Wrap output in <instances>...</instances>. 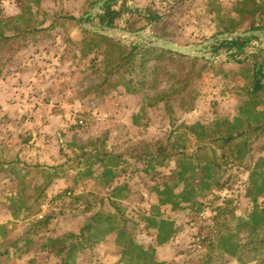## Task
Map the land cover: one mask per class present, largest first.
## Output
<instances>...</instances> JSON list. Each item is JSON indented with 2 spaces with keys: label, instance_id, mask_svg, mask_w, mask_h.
<instances>
[{
  "label": "rangeland",
  "instance_id": "rangeland-1",
  "mask_svg": "<svg viewBox=\"0 0 264 264\" xmlns=\"http://www.w3.org/2000/svg\"><path fill=\"white\" fill-rule=\"evenodd\" d=\"M237 2L127 0L126 6L161 14L174 9L175 16L160 24L170 38L161 39L197 46L216 39L230 24ZM53 4L56 11L65 6L64 0ZM74 5H69L70 9ZM24 6L25 2L0 0V10L8 16ZM36 20L39 28H47L53 18L39 16ZM59 24L46 33L25 35L12 49L7 50L8 42L0 44V264H136L130 262V254L123 255L130 238L146 250L152 246L159 262L200 264L209 249L198 244L200 237L196 236L202 231L236 233L237 226L248 221L253 211L246 189L253 160L264 154V134L254 142L255 137L250 138L255 158L249 153L239 164H226L221 145L227 126L214 130L208 121L201 126L212 111L214 123L224 122L228 104L215 100L208 113V94H219L226 88L246 89L255 61L264 60L260 38L246 49L248 55L258 53L259 58L242 65H235L226 49L214 53L212 46L218 41L208 47L215 60L203 58L200 64L208 68L201 71L200 65L194 71L192 83L197 82V86L192 88L201 93L194 101L198 113L189 117L184 110L193 95L184 109L178 106L176 95L167 98L168 104L156 107L159 94L173 85L177 90L184 88L186 83H178L177 77L171 79L168 74H185L190 68L185 62L150 55L143 65L142 54H137L121 63L128 49H111L105 43H97L96 49L90 39L84 41L86 36L76 22L61 20ZM90 24L102 27L96 18ZM241 28L238 34L249 32L247 24ZM115 30L121 31L117 40L124 46L138 44L128 40L124 31L156 36L151 25L145 26L130 13ZM69 39L80 43L74 45ZM151 43L145 38L141 44ZM207 60L214 64H207ZM118 64L122 65L121 76L110 75ZM109 77L112 83L121 77L133 80L128 85L132 92H127L125 84L116 87L105 83ZM192 138H198L199 143ZM210 140L215 141L213 146L206 145ZM161 146L165 152L159 153ZM111 156H122L119 166L115 167ZM179 161L187 168L207 164L211 168L207 185L203 183L198 189L201 195L196 206L203 204L199 216L193 202L176 198L178 207L159 206L156 195L150 192L165 188V183L170 187L179 183L181 189L188 183V190L193 187V176L203 171L195 169L194 175L188 173L185 179L171 175L175 168L181 170ZM117 184L124 189L120 198L114 199L111 194ZM218 184L223 187L219 189ZM258 204L264 207V195ZM154 218L172 224L173 234L164 244H158L156 234L160 232L148 226ZM72 235L80 238L75 240ZM250 236L246 229L238 233L242 244ZM74 241L72 251L59 255ZM252 249L250 245L244 250V261L239 263L214 248L213 262L257 264L251 258L264 260V246Z\"/></svg>",
  "mask_w": 264,
  "mask_h": 264
},
{
  "label": "trees",
  "instance_id": "trees-1",
  "mask_svg": "<svg viewBox=\"0 0 264 264\" xmlns=\"http://www.w3.org/2000/svg\"><path fill=\"white\" fill-rule=\"evenodd\" d=\"M25 2V6L20 13H15L12 16H7L6 13H4L2 10H0V44L5 46L2 42H8V49H12V44L16 40H20L25 35L29 34H39V33H46L50 30H53L54 28L60 26V21L64 20L68 23H75L79 25L78 27L82 30V33L86 36L84 38V41L86 39H90V43H94L95 48L97 49V43H105L108 46L111 47V49H119L122 50L123 48L128 49L129 53L126 57L121 58V63H123L126 60H131L137 57V54H142V57L144 58L142 64L145 65L147 60H145L146 57H149L150 55H156L159 59L163 58H169L170 60L175 61H182L185 62L187 67L189 68L188 71L185 74H178L177 76L173 74H168L171 79L177 77L178 83H186L184 88L181 90L175 89V86L173 85L169 90H166L159 94L158 101L156 102V107L159 108L160 104L162 102H166L167 104L168 99L171 98V96L176 95L179 97L178 106L180 108H183L187 104V100L190 95H193L192 98L193 101L188 103V106L186 107V110L184 111H190L195 107L194 101L198 97V93H201L199 90H196L197 82L192 83V78L194 77V71L198 68V66L201 65L200 69L203 71L204 69L208 68L207 65L200 64L201 60H205L203 58H195V57H188L184 55L177 54L175 52H171L168 50H161L157 48H144L141 47L138 44H132L130 46H124L122 42H120L117 39L111 38L109 36H105L99 33H95L92 30H90L87 27H84L82 25L83 22H90L94 23L95 18L98 20V24L111 28H119L120 22L123 20V17L126 13H130L132 17L137 18L138 20H142L143 23H145V26L151 25L152 29L157 37L160 38H170V33L166 32L163 27H160V24H162L166 18H170L175 16L176 12L173 9L172 13L169 11L167 14H161L160 12L151 11V9H141L137 8L136 10H132L126 6L127 0H88L89 2V8H92L96 6L98 3L104 1V5L102 7V13L95 16V17H88L86 20L84 18H77L74 16L69 15H62L59 16L58 14L55 15V18L53 20L52 26L50 28H39L37 26V20L36 18L40 15L42 17H45L47 13V10L51 9V7H45L43 5V2L41 0H17V2ZM187 0H182V3ZM234 13V14H232ZM230 15H233L232 18H230V24H226L223 29L218 32V34H224V33H238L241 31V27L243 25H248V31H263L264 32V0H238L236 4V10H233ZM45 21V20H44ZM42 25V24H41ZM126 29V28H125ZM126 30L129 31H135L131 28L127 27ZM24 35V36H23ZM217 36V34H216ZM260 41L259 36H249V37H236L233 40H226V41H218L216 44L212 46V51L214 53H219L222 49H226V51L229 52V58H232V60L235 62V65H242L246 64L253 58H259L258 53L254 55H248L247 54V48L250 47V44L253 41ZM69 41L73 42V40L69 39ZM75 41V40H74ZM74 45H77L78 43L73 42ZM88 44L89 47H91V44ZM89 48L90 51L94 50L93 47ZM3 49V48H2ZM2 52V51H0ZM231 52V53H230ZM255 65L253 67V76L251 79L252 85H254L253 92L250 91L251 87H247V91L251 94L257 93L260 90L264 89L263 79H264V60L257 62L255 61ZM207 64H214L213 61H206ZM183 67L186 68L185 64H183ZM121 64H118L117 66L113 67L110 75L120 77L121 76ZM181 66V64H179ZM201 73V72H200ZM110 78H106L104 80L105 83H109L111 86L120 87L123 84L127 87V92H132L131 85L133 83V80H118L117 83H112L110 81ZM115 78V77H114ZM191 79V82H190ZM145 83V82H144ZM143 83V84H144ZM251 85V86H252ZM250 86V85H248ZM256 104V103H255ZM253 103V106L255 105ZM155 105V104H154ZM257 104L254 106L257 108ZM224 123H221L218 125V127H224ZM226 126V125H225ZM205 126H201V128H204ZM194 128V127H193ZM258 132L259 128L253 129L252 126H250V131L243 132V133H237L235 135H231L230 138H222L223 144L221 145L223 151H222V159L226 160V164L234 163L239 164V162H242L245 155L251 153L253 158L255 155V148L252 147L253 145L249 143L251 135L254 131ZM195 132V131H194ZM230 132V131H229ZM233 132H231L232 134ZM245 133L249 135V137H245L241 144L233 145L231 142L239 139L243 134L242 137L245 136ZM263 131L261 130V132ZM171 137V136H169ZM227 137V136H226ZM215 143V141H214ZM165 150L163 146L158 148L159 153H162ZM202 150V149H201ZM262 150H264V146L262 147ZM165 152V151H164ZM113 164L116 166L120 165V159L122 158L119 156H111ZM150 157V156H149ZM148 157V158H149ZM116 159V162L115 159ZM156 158H153L151 160L152 162ZM150 161V162H151ZM151 163L149 164V166ZM179 167L181 170L177 172V168H175L171 175L175 174L180 176L181 178L185 179V175L188 173H191L194 175L193 171L195 169H198L201 172L199 175L193 176V180L190 181L192 184V188L188 190L189 183L181 189L180 184L173 186H168V183H165V188H154L151 189L150 192L156 195V198L158 199L159 206H166L171 205L173 207H178L179 203L175 201V199L181 198L183 202H193V207L195 208L198 214H200L203 211V204H198L196 202V199L199 195H201L199 192L200 185L205 183L207 185L206 180L212 176L210 173V166L207 164L206 166H198L193 168H187L184 165L182 166V163L179 161ZM225 165V163H224ZM226 167V166H225ZM179 169V168H178ZM147 171V168L144 170ZM108 172H111L109 170ZM170 177V176H169ZM192 177V176H191ZM183 179V181H184ZM219 189H221L223 186L218 184ZM208 187V186H207ZM123 187L117 184L113 188L112 191V198L118 199L120 198V194L123 191ZM247 194L246 197L251 200V202L254 204L253 211L250 215V218L248 221H242V224L237 226V232H224L220 234V231L217 232L216 235L209 234L207 231L201 232L196 237H200L198 244L203 245L204 247L209 249V252L205 256V258L200 261V264H214L213 258H212V251L214 248H218V250L222 254H227L231 257H234L237 259V261L242 263L244 261V250L247 249L250 245L253 246L252 251H257L260 247L264 246V207H261L258 204V198L264 195V154L260 158H255L253 160L252 165L250 166V175H249V181L247 184ZM188 195H191V198L188 197ZM196 206V207H195ZM177 209V208H176ZM149 228H154L155 230H158L160 232L156 234L157 239H159L158 244H164L167 241H169L170 237L172 236V224H168L165 220H161L160 222L157 219H150L149 220ZM170 227V228H169ZM90 228V225L86 226L82 230L81 236H84V232ZM241 229H246L247 232L251 235L248 242L243 244L240 242V239L238 238V233ZM165 233L162 235L161 233ZM72 237L76 239H79L80 236H74ZM57 240H54L53 244H56ZM75 247V241L70 244V246L65 247L66 249H62L59 252V255L64 254L68 251H72ZM131 255L130 262H136V264H167L164 262H159L155 260V251L153 250L152 246H149L148 250H146L141 244L136 243L134 238L128 239V241L125 244V249L123 255ZM250 261H256L257 264H264V260H255V258H251ZM244 264V263H243Z\"/></svg>",
  "mask_w": 264,
  "mask_h": 264
},
{
  "label": "crops",
  "instance_id": "crops-1",
  "mask_svg": "<svg viewBox=\"0 0 264 264\" xmlns=\"http://www.w3.org/2000/svg\"><path fill=\"white\" fill-rule=\"evenodd\" d=\"M1 1L4 2L6 0H1ZM41 1L43 2V5L45 7H53L51 9L47 10L46 14H43L47 18H50V17L53 18V20H54L56 14H58L59 16L69 15V16H74L77 18H79L81 16L82 18H84L86 20V16L94 9V7L96 8V6H98L100 4L99 3L98 5L92 7L93 8L92 9V8H89L88 0H64V2H65L64 8H62V9L58 8V10L56 11V10H54V8H56V6L53 4L55 2V0H47V1L41 0ZM16 2H17V0H16ZM44 2H46V3H44ZM72 4H75L74 8L70 9L69 5H72ZM21 11L22 10H20V12ZM20 12H16V13H20ZM12 15H14V14H12ZM12 15H10V16H12ZM52 23H53V21H52ZM49 27H47V28H49ZM224 56H225V54H224ZM252 76H253V72H252ZM252 76H248V79H249L248 85H250V86L246 85V89H247V87H251L250 88L251 92H253V89H254L253 88L254 85H252V83H251ZM263 84H264V79H263ZM246 89L241 90V89H237V88H235V89L226 88L223 92H221L219 94H216V92H214V91H213V94L212 93L208 94L209 97H211L210 107L207 108L208 113H211L210 108L213 109V106L215 105V100H216V103H218V104H224V103L228 104L226 107L227 116H225V118H224L225 120H224V122H222L227 126V130H225V134L227 136L226 139L230 138L231 135L250 131V126H252L253 129L259 128V130L261 129L263 131V133H259V132H261V130L259 132H258V130L257 131L255 130L252 133L251 137H255V139H253V142L256 139H258L259 135L264 134V98H263L264 96H262V95H264V89L258 91L257 93H254V94L249 93ZM253 103L254 104L256 103L258 105L257 108L254 107L256 104L253 106ZM198 109L199 108L197 106H195L190 111H186V114L189 115V117H191L193 114L198 113ZM202 113L204 114V112H202ZM211 115H212L211 117H210V115H209V117H207L205 122H204V120H202V123L204 122L202 124V126H205L206 121H208L207 125L209 127L212 126V128L214 130L220 129V127H218V125H220L221 123L220 124H219V122L214 123V121L216 120L215 112L212 111ZM209 120H211L213 122L210 123ZM196 125H198V124H196ZM221 128H223V127H221ZM231 132H233V133L231 134ZM242 136L239 139L231 142V144H233V145L241 144V142L243 141V139L245 137H249V135L246 133H245L244 137H242ZM192 141L196 142V144L199 143L198 138H197V140L195 138H192ZM253 142H250V143L253 144ZM213 144H215V143L212 140H210L208 142V144L206 143V145H210V146H213Z\"/></svg>",
  "mask_w": 264,
  "mask_h": 264
},
{
  "label": "water",
  "instance_id": "water-1",
  "mask_svg": "<svg viewBox=\"0 0 264 264\" xmlns=\"http://www.w3.org/2000/svg\"><path fill=\"white\" fill-rule=\"evenodd\" d=\"M104 4V1H102L96 8H94L87 16L86 19L90 16L95 17L99 14V12L102 10V6ZM90 30H92L95 33H99L105 36L113 37L116 39H121L120 36L118 35L121 31L115 30L114 28L103 26V27H98L94 26L88 22H84L83 24ZM125 36L127 37L128 40L130 41H137L138 44L141 47L144 48H157L161 50H168L171 52H175L180 55L188 56V57H195V58H206L209 60H215L214 57L209 55V49L208 47L212 44H214L217 41H226V40H233L236 37H249V36H259L261 40V46L260 49L264 51V33L262 31H249L246 33H232V34H221L219 35L216 39H212L206 43L197 45V46H182L178 45L175 42L167 39H161L157 36L154 35H149L145 31H140V32H126L124 31ZM150 39L152 41L151 44L143 46L141 43L143 39ZM226 55V54H225Z\"/></svg>",
  "mask_w": 264,
  "mask_h": 264
},
{
  "label": "bare ground",
  "instance_id": "bare-ground-1",
  "mask_svg": "<svg viewBox=\"0 0 264 264\" xmlns=\"http://www.w3.org/2000/svg\"><path fill=\"white\" fill-rule=\"evenodd\" d=\"M125 35V33H123Z\"/></svg>",
  "mask_w": 264,
  "mask_h": 264
},
{
  "label": "built area",
  "instance_id": "built-area-1",
  "mask_svg": "<svg viewBox=\"0 0 264 264\" xmlns=\"http://www.w3.org/2000/svg\"><path fill=\"white\" fill-rule=\"evenodd\" d=\"M233 166V165H232Z\"/></svg>",
  "mask_w": 264,
  "mask_h": 264
}]
</instances>
